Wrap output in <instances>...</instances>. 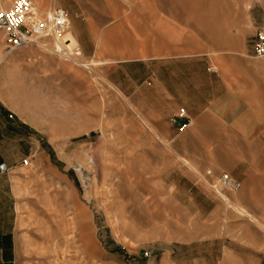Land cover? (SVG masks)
<instances>
[{
  "label": "rangeland",
  "instance_id": "374dc122",
  "mask_svg": "<svg viewBox=\"0 0 264 264\" xmlns=\"http://www.w3.org/2000/svg\"><path fill=\"white\" fill-rule=\"evenodd\" d=\"M34 4L67 11V36L82 63L52 53L50 43V51L36 44L9 52L0 31V102L31 143L0 150V264H50L52 247L60 264H264L244 247L217 254L215 221L200 219V190L208 213L211 198L232 193L218 183L221 173L230 176L231 143L215 142L225 130H170L152 80L157 72L165 87L187 89L202 81L192 73L205 64L217 70L207 96L233 89L261 108L264 56L252 47L264 28V0ZM116 59L125 61L109 72ZM179 172L192 181L189 192Z\"/></svg>",
  "mask_w": 264,
  "mask_h": 264
},
{
  "label": "crops",
  "instance_id": "0c3cea01",
  "mask_svg": "<svg viewBox=\"0 0 264 264\" xmlns=\"http://www.w3.org/2000/svg\"><path fill=\"white\" fill-rule=\"evenodd\" d=\"M9 5V0H0V8L5 9ZM70 36L72 44L75 43L74 37ZM75 53L79 58L80 52ZM172 58L171 56H153L150 59L159 64L165 61L174 62L175 59L172 60ZM124 61L114 60L115 66H109V72L121 69L118 64ZM204 68L202 71L192 73L202 81L191 85L185 84L187 89L183 84L180 88L165 87L160 81L159 74L154 72L152 80L157 92V111L170 130L179 126L182 131L192 124L196 127L215 125L225 130V134L222 131L215 135V142L231 143L230 150L226 154L230 159L226 170L238 186L229 194V200L221 201L211 198L213 205L209 213L206 211L207 194L204 190H200L206 206L199 211L200 219L215 221L214 239L217 240V254L237 255L239 252L236 248L244 247L252 250V253H245L246 255L264 256V96L261 108L254 102L239 98L233 89L229 91L225 89V92L207 96L205 90L208 85V75L215 73L210 72L211 67L206 69L205 64ZM170 75L175 77L174 72H170ZM191 94L194 98L190 97ZM180 109L185 110V116L178 115ZM8 117H10L9 109L0 102V150L5 153L13 151L15 144L21 140L31 144L26 136L27 131L9 120ZM17 129L21 130L22 134L16 133ZM173 173L175 170L168 175ZM179 173L184 183L186 182L189 192V184L192 181L184 172ZM166 181L170 182L172 189L175 188L173 186L175 180L169 181L166 178ZM223 201H229L230 205L227 206ZM237 207L246 213L239 212ZM233 208L240 214L236 213ZM257 261L260 263L261 260Z\"/></svg>",
  "mask_w": 264,
  "mask_h": 264
},
{
  "label": "built area",
  "instance_id": "2783aa9c",
  "mask_svg": "<svg viewBox=\"0 0 264 264\" xmlns=\"http://www.w3.org/2000/svg\"><path fill=\"white\" fill-rule=\"evenodd\" d=\"M69 26L68 13L60 6L41 12L33 0H13L8 8H0V31L9 52L38 43L48 48L47 44L50 43L52 53L66 58L73 49L67 36ZM252 55L264 56V28L258 29L255 34ZM216 71L210 68V72ZM178 115L185 116V110L180 109ZM218 183L228 190L238 186L227 173L218 176Z\"/></svg>",
  "mask_w": 264,
  "mask_h": 264
},
{
  "label": "bare ground",
  "instance_id": "6f19581e",
  "mask_svg": "<svg viewBox=\"0 0 264 264\" xmlns=\"http://www.w3.org/2000/svg\"><path fill=\"white\" fill-rule=\"evenodd\" d=\"M44 0H34V2L39 6V4L43 3ZM69 38V37H68ZM70 39V38H69ZM41 47H43L42 44L38 43ZM43 48H46V47H43ZM48 49V48H47ZM49 50V49H48ZM50 51V50H49ZM60 57V56H59ZM62 59H65L66 61L69 60V61H72L73 63L77 64V65H80V60L79 58L76 56V53L74 54L73 52H70L68 54V56L66 58H62ZM4 59H1V61H3ZM6 60V59H5ZM85 64V63H84ZM87 66V65H86ZM85 68V67H84ZM143 119V118H142ZM182 162L184 163V165L190 169V170H193L195 171L193 165L186 159H183L182 158ZM14 188H16L14 186ZM229 202V201H228ZM18 208V207H17ZM239 212H242V213H246L244 210H242L240 207H237L236 208ZM77 215V214H76ZM63 222L64 220H60V223L58 222V227L61 228V226L63 225ZM66 225V224H65ZM53 226V225H52ZM49 226L46 227L47 229V233H50L52 231L51 228H48ZM54 244V243H53ZM56 244V243H55ZM52 253H53V259L51 260L50 264H60L58 261H57V258H58V254H57V247H52V249L50 250ZM50 261V260H49ZM41 264V263H40ZM69 264V263H68Z\"/></svg>",
  "mask_w": 264,
  "mask_h": 264
},
{
  "label": "water",
  "instance_id": "95a60500",
  "mask_svg": "<svg viewBox=\"0 0 264 264\" xmlns=\"http://www.w3.org/2000/svg\"><path fill=\"white\" fill-rule=\"evenodd\" d=\"M1 167L4 168V165H2Z\"/></svg>",
  "mask_w": 264,
  "mask_h": 264
}]
</instances>
